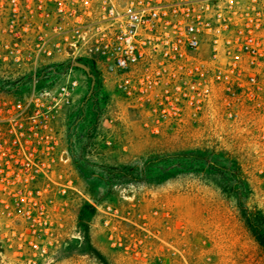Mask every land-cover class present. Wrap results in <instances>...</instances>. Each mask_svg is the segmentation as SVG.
<instances>
[{"label":"rangeland","instance_id":"374dc122","mask_svg":"<svg viewBox=\"0 0 264 264\" xmlns=\"http://www.w3.org/2000/svg\"><path fill=\"white\" fill-rule=\"evenodd\" d=\"M100 19L98 0H0V91L77 81L42 194L0 195V264H264L263 106L225 85L179 97L156 61L117 76L86 53Z\"/></svg>","mask_w":264,"mask_h":264},{"label":"built area","instance_id":"2783aa9c","mask_svg":"<svg viewBox=\"0 0 264 264\" xmlns=\"http://www.w3.org/2000/svg\"><path fill=\"white\" fill-rule=\"evenodd\" d=\"M98 3L101 19L88 24L85 32L89 58L104 62L120 77L156 61L175 70L179 97L206 98L212 89L225 85L228 90L241 89L254 106H263L264 114V103L258 101L264 102V0H251L247 8L237 0ZM206 46L211 50L207 60ZM45 48L43 43L38 50ZM76 86L72 80L59 92L37 85L21 93L0 91V195L14 197L18 207L26 199L19 196L42 194L40 180L50 179L63 159L50 122L58 101ZM48 98H53L52 106L47 105ZM0 202L10 208L4 199Z\"/></svg>","mask_w":264,"mask_h":264},{"label":"trees","instance_id":"16d2710c","mask_svg":"<svg viewBox=\"0 0 264 264\" xmlns=\"http://www.w3.org/2000/svg\"><path fill=\"white\" fill-rule=\"evenodd\" d=\"M262 244L264 245V242L262 241Z\"/></svg>","mask_w":264,"mask_h":264}]
</instances>
